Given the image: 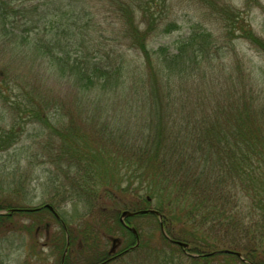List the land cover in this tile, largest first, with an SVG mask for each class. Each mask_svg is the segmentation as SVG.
Returning a JSON list of instances; mask_svg holds the SVG:
<instances>
[{
  "label": "trees",
  "instance_id": "obj_1",
  "mask_svg": "<svg viewBox=\"0 0 264 264\" xmlns=\"http://www.w3.org/2000/svg\"><path fill=\"white\" fill-rule=\"evenodd\" d=\"M153 2L110 0L122 23L121 36L144 55L145 74L130 70L126 58L114 66L96 54L84 55V40L79 42L73 58L59 36L67 12L38 13L35 17L25 9V16H29L23 24L26 31L39 29L42 23L46 35L28 46L35 56L34 63L44 60L42 57L48 59L49 67L60 70L61 76L73 82L72 88L77 86L78 96L88 95L100 103L116 96L124 116L115 127L127 150L121 153L108 150L107 145L75 130L72 124L65 125L63 118L56 120L55 135L60 145L55 146L54 162L64 175L60 179L72 185L63 189L64 183L57 181V191L69 195L67 199L90 197L87 202L91 210L96 209L95 201L99 205L106 196L118 202L117 192L134 196L133 212L149 209L154 202V210L163 219L152 214L139 216L156 219L157 230L148 238L136 228L140 246L132 252L141 255L134 262L264 264V123L256 105L258 99L245 86L248 75L245 70H207L213 55L222 58L223 52L206 29L195 30L183 39L172 57L165 54L164 48L161 54L149 50L147 40L156 30L155 23L143 29L138 11L145 19ZM9 3L12 1L0 0V30L4 37L13 35L11 44L20 46L19 34L9 31L16 23L11 21L14 9ZM219 7L227 22L230 43L236 39L259 41L240 11L225 4ZM66 27L63 29L67 33ZM82 97L77 98L79 104ZM16 142L11 130L0 134V151ZM56 203L51 205L54 211L46 205L28 211L1 201L0 213H8L0 214V230L11 229L8 223L16 213H41L42 222L47 214L61 223L62 219L56 218ZM141 204L149 207L141 209ZM11 210L16 211L10 214ZM97 212L104 217L102 210ZM102 218L100 229L104 226ZM118 223L135 239L120 220ZM33 228L26 226L24 230L30 232ZM69 235L70 257L77 236L72 232ZM171 240L187 243L189 249L185 251ZM224 251L241 253L247 262ZM0 264H4L1 259Z\"/></svg>",
  "mask_w": 264,
  "mask_h": 264
},
{
  "label": "rangeland",
  "instance_id": "obj_2",
  "mask_svg": "<svg viewBox=\"0 0 264 264\" xmlns=\"http://www.w3.org/2000/svg\"><path fill=\"white\" fill-rule=\"evenodd\" d=\"M6 1H12L9 8L14 9V13L10 18L16 22L9 31L19 34L21 41L20 46L11 44L9 39L13 35L4 37L0 30V134L11 130L17 137L11 148L0 151V202L32 210L43 205L51 206L56 200L55 210L65 228L47 214L42 222L41 213H16L12 223H8L11 229L0 230L3 231L0 233V259L4 264H97L108 257L113 238L123 242L119 253L135 243L132 235L118 223L121 212L133 211L131 204L135 199L132 195L121 196L117 192L118 202L106 196L99 205L95 201L96 209L91 210L92 205L87 202L90 197L67 199L69 195L58 193L57 181L64 183L63 189L72 185L68 180H61L64 175L54 162L55 146L60 145L55 135V124L58 118H63L65 125L72 124L75 130L107 145L108 150L121 153L127 150L115 127L120 125L124 116L120 113L116 96L102 103L88 95L84 98L78 96L77 86L72 88L73 82L61 76L60 70L49 67L48 59L42 57L44 60L34 63L35 56L28 46L46 35L42 23L39 29L26 31L23 24L28 22L29 16H25V9L35 17L38 13L67 12L69 19L62 21L67 26V33L61 25L59 36L73 58L74 51L80 47L79 42L84 40V55L96 54L114 66L126 58L130 70L145 74L144 55L121 36L122 23L110 0ZM224 4L242 13L259 38L258 42L245 39L229 42L227 22L219 10V6ZM150 6L145 19L138 11L143 29L155 23L156 30L147 40L149 50L161 54L160 49L164 48L165 54L172 57L177 53L178 44L193 31L206 29L211 32L221 44L223 57L213 55L210 68L207 62L202 64L207 70H245L248 75L245 86L258 99L256 105L264 123V0H154ZM23 40L25 43H20ZM78 97H82L80 104ZM103 128H106L105 132L101 131ZM113 130L115 133L110 137ZM127 205L130 208L127 209ZM154 205V202L150 207L141 204V209L149 207L154 210ZM99 209L104 212L103 218L97 212ZM101 218L102 229L99 227ZM127 223L134 228L139 227L148 238L157 230L156 219L150 216H137ZM26 226L34 228L29 232L24 230ZM70 232L77 236V241L69 257L65 256V251ZM137 255L141 254L130 252L109 264H140L134 262ZM39 258L44 261H39Z\"/></svg>",
  "mask_w": 264,
  "mask_h": 264
},
{
  "label": "water",
  "instance_id": "obj_3",
  "mask_svg": "<svg viewBox=\"0 0 264 264\" xmlns=\"http://www.w3.org/2000/svg\"><path fill=\"white\" fill-rule=\"evenodd\" d=\"M149 200H150V199H149ZM45 208H48L49 210L54 211L53 208H52L50 205H46ZM15 211H16V210H11L10 214L14 213ZM28 211H35V209H32V210L30 209V210H28ZM55 214H56V217H57L58 219H60L59 216L57 215V213H55ZM147 214L156 215V216L159 217L160 220L163 219V216L161 215V213L158 212V211H156V210H153V209L142 210V211H137V212H133V211L125 210V211H123V212L121 213V217H120V222H121V224H123L125 227H127V228L130 230V232L136 237V240H137L136 245H135L133 248H131V249H135V248L139 247V245H140V239H139V234H138L137 230H136L134 227H130V226H128V225L126 224V220H127V219H130V218H134V217L140 216V215H147ZM2 215H4V214L2 213ZM61 224H62V225L64 226V228H65V224H64L62 221H61ZM161 229H162L163 234H165L162 223H161ZM165 235H166V234H165ZM171 241H172L173 244L180 246V247L183 248L185 251H186L187 249H189V244H187V243L179 242V241H174V240H171ZM112 243H113V246H112L111 251H110V253H109L110 255H112L113 253H115L116 248H117L119 245H121V240L118 239V238H113V239H112ZM68 245H69V241H68ZM128 251H129V250H128ZM224 253H226V254H234V255L237 256L238 258L244 260V259L242 258V254H241V253H238V252H231V251H224ZM66 254H67V251H66V253H65V256H66ZM65 256H64V257H65ZM63 259H64V258H63ZM106 263H107V262H106Z\"/></svg>",
  "mask_w": 264,
  "mask_h": 264
},
{
  "label": "flooded vegetation",
  "instance_id": "obj_4",
  "mask_svg": "<svg viewBox=\"0 0 264 264\" xmlns=\"http://www.w3.org/2000/svg\"><path fill=\"white\" fill-rule=\"evenodd\" d=\"M123 245V242H122V244L121 245H119L117 248H116V251H115V253L113 254V255H109V258L107 259L108 261L109 260H114V259H116V258H118V257H120L121 255H122V253L124 252H121V253H119V249L121 248V246ZM107 260H105V261H107Z\"/></svg>",
  "mask_w": 264,
  "mask_h": 264
}]
</instances>
